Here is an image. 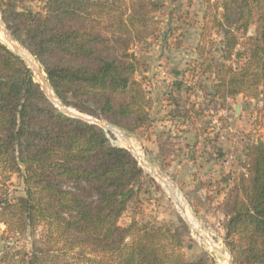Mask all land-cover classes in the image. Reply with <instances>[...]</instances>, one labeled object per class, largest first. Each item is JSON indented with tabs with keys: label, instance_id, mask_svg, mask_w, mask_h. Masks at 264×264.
Wrapping results in <instances>:
<instances>
[{
	"label": "trees",
	"instance_id": "obj_1",
	"mask_svg": "<svg viewBox=\"0 0 264 264\" xmlns=\"http://www.w3.org/2000/svg\"><path fill=\"white\" fill-rule=\"evenodd\" d=\"M163 6L47 0L44 11H33L1 1L8 29L40 62L64 105L129 133L151 126L134 46L158 35L155 12ZM212 10L186 71L212 81L203 89L220 106L241 94L264 103V0H215ZM212 31L222 37L219 50ZM174 85L182 91L184 80ZM200 114L193 107L176 116ZM246 157V171L221 204L224 240L233 264H264V140L250 144ZM13 175L25 194L9 196L0 186V224L13 235L41 230L30 251L13 254L15 263L216 264L208 254L187 257L189 227L181 218L121 224L146 182L138 160L101 126L56 107L27 62L0 40V183Z\"/></svg>",
	"mask_w": 264,
	"mask_h": 264
},
{
	"label": "rangeland",
	"instance_id": "obj_2",
	"mask_svg": "<svg viewBox=\"0 0 264 264\" xmlns=\"http://www.w3.org/2000/svg\"><path fill=\"white\" fill-rule=\"evenodd\" d=\"M13 1L19 9L44 11L47 0ZM158 1L164 3L155 12L160 21L158 35L146 43L134 46L142 63L136 77L143 82L151 100V126L130 133L116 127L144 152L150 163L172 181L194 219L209 236L208 239L219 243L221 247H227L223 227L226 217L221 204L237 176L246 171V153L250 144L258 139L264 140V103L241 94L235 99H228L226 106H220L205 95L212 81L186 71L195 64L194 60L198 57L197 47L209 19L207 16L213 12L212 4L215 0ZM254 28H251L249 34L254 33ZM211 38L215 40V50H219L222 37L212 31ZM0 40L10 47L6 40ZM233 61H236L235 57ZM36 63L43 76H46L40 62L37 60ZM178 80H184L182 91H178L174 85ZM203 86L207 89L204 90ZM193 107L201 114L190 118L176 116ZM68 108L82 113L75 108ZM108 132L113 144L126 147L120 136ZM137 160L144 170L146 182L139 201L130 205L121 218V224L127 225L133 217L161 223H178L181 218L189 227V232L185 234L184 251L187 257L196 259L208 254L216 264H226L221 253L211 247L206 238L186 221L158 177L149 174ZM0 186L9 196L25 194L24 182L17 175L5 183L1 181ZM40 234L41 230L38 229L23 235H13L1 223L0 264H14L17 257L12 259L13 254L25 249L30 251L32 243L39 242Z\"/></svg>",
	"mask_w": 264,
	"mask_h": 264
},
{
	"label": "water",
	"instance_id": "obj_3",
	"mask_svg": "<svg viewBox=\"0 0 264 264\" xmlns=\"http://www.w3.org/2000/svg\"><path fill=\"white\" fill-rule=\"evenodd\" d=\"M0 29L3 32L5 39L7 41V43L11 46L10 48L16 53L18 54L23 60H25L27 62V64L29 65V67L31 68L33 75L35 76L37 82L40 84L42 90L44 91V93L46 94L47 98L56 106L58 107L62 112H64L65 114L75 117V118H79L82 119L84 121L93 123V124H97L99 126H101L102 128H104L107 132L108 131H112L114 133H118L121 132L123 134H125L121 129H119L118 127H116L115 125H110V124H105L103 121L99 120V119H95L91 116H87L84 115L82 113H78L75 112L74 110H72L71 108H68L64 105V103L60 100V98L57 96V94L55 93V91L53 90V88L50 86L47 77L44 76L43 77V72L41 70L40 67H35L33 66L31 59H34V61L37 62L36 57L33 56L14 36L13 34L10 32V30L8 29L1 13H0ZM238 110V108H236ZM126 135V134H125ZM127 136V135H126ZM124 147V146H123ZM129 151L132 152V154L136 157V159H138L136 153L134 152L133 148L130 145L126 144V147ZM149 174L154 175L153 173L149 172ZM157 177V176H156ZM186 221L190 224V222L186 219ZM191 225V224H190ZM207 238H209V236H207ZM214 244V247L216 248V250H218L220 253H224L227 252L229 254V259H228V264H233L232 261V254L231 251L227 248V247H221L219 245H217L215 242H212Z\"/></svg>",
	"mask_w": 264,
	"mask_h": 264
},
{
	"label": "bare ground",
	"instance_id": "obj_4",
	"mask_svg": "<svg viewBox=\"0 0 264 264\" xmlns=\"http://www.w3.org/2000/svg\"><path fill=\"white\" fill-rule=\"evenodd\" d=\"M0 38L2 40H6L1 29H0ZM10 46H11V44H10ZM31 62H32L33 66L38 67V64L36 63V61L31 59ZM116 134L118 136H120L122 138V140H124L123 142H125L126 144L130 145L133 148V150L136 153L139 161L142 163V165L145 167V169L158 177L160 183L165 188V190L171 195V197L175 201L178 209L180 210L182 215L190 222L192 228L195 231H197L200 235L204 236L206 238L208 244L211 247H214V244L212 243L213 241L211 239L207 238V236H208L207 233L201 229L198 222L194 219V216L191 213L189 207L187 206V204L183 200L182 195L178 192V190H176L172 181L167 176H165L160 170H158L156 168V166H154L152 163H150L149 160L146 158V155L144 154V152H142V150L138 146H136L130 139H128V137L125 134H123L121 132H118ZM216 244L220 245L219 243H216ZM221 257L225 261V263L227 264L228 263L227 261L229 259V254L227 252L221 253Z\"/></svg>",
	"mask_w": 264,
	"mask_h": 264
}]
</instances>
